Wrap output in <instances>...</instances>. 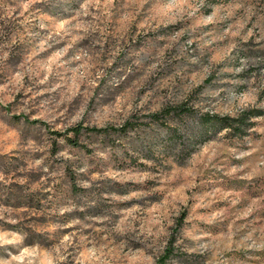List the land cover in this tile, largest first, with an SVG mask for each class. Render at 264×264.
<instances>
[{
    "label": "rangeland",
    "instance_id": "rangeland-1",
    "mask_svg": "<svg viewBox=\"0 0 264 264\" xmlns=\"http://www.w3.org/2000/svg\"><path fill=\"white\" fill-rule=\"evenodd\" d=\"M168 241L264 264V0H0V264Z\"/></svg>",
    "mask_w": 264,
    "mask_h": 264
},
{
    "label": "trees",
    "instance_id": "trees-1",
    "mask_svg": "<svg viewBox=\"0 0 264 264\" xmlns=\"http://www.w3.org/2000/svg\"><path fill=\"white\" fill-rule=\"evenodd\" d=\"M209 118H213V116H209ZM251 118H252L251 114H248V112L246 111H241L234 117H226L223 120V125L226 128L241 127V126L247 127L250 126ZM75 135H78V132L75 133ZM171 251H172V242L168 241L166 247L162 251L160 258L158 259V264H163L171 256Z\"/></svg>",
    "mask_w": 264,
    "mask_h": 264
}]
</instances>
